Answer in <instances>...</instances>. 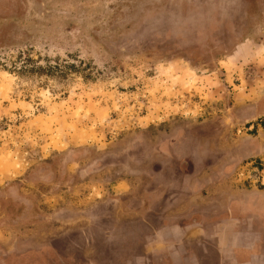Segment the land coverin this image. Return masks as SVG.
Listing matches in <instances>:
<instances>
[{"label": "rangeland", "instance_id": "obj_1", "mask_svg": "<svg viewBox=\"0 0 264 264\" xmlns=\"http://www.w3.org/2000/svg\"><path fill=\"white\" fill-rule=\"evenodd\" d=\"M193 162L264 178V0H0L5 254L83 235L94 258L109 209H149Z\"/></svg>", "mask_w": 264, "mask_h": 264}, {"label": "crops", "instance_id": "obj_2", "mask_svg": "<svg viewBox=\"0 0 264 264\" xmlns=\"http://www.w3.org/2000/svg\"><path fill=\"white\" fill-rule=\"evenodd\" d=\"M194 162L186 167L178 164L175 169L176 178L184 181L183 187L172 188L150 204L149 209L142 200L137 211L130 209L121 216L122 224L117 223L119 212L108 208L102 221L110 220L112 226L116 225L113 228L116 232H106L108 240L111 237L116 242L109 240L108 247H101L94 258L88 256L90 250L86 248L67 258V252L60 247H44L43 251L27 254L22 261L26 264H264V178L261 184L253 181L246 185L233 168L219 177L218 184L216 181L211 184L210 177H206L208 168ZM121 229L125 232H120ZM120 237L122 244L117 241Z\"/></svg>", "mask_w": 264, "mask_h": 264}, {"label": "flooded vegetation", "instance_id": "obj_3", "mask_svg": "<svg viewBox=\"0 0 264 264\" xmlns=\"http://www.w3.org/2000/svg\"><path fill=\"white\" fill-rule=\"evenodd\" d=\"M103 216H105V215H103ZM106 221H108V220H106ZM106 223L107 222H105V221H103V223H100L98 225L99 227H97V228L94 229V233H95V236L96 237H99L100 238V242L103 244L102 246H104V247L107 248L108 245H106V243L109 244V240H110V243H113V242H116V241H115V238H111V237H109V240H108L107 233L106 232L107 231H110V230H108V229L105 230L104 227L106 225H109L110 224V220L108 221L109 224H106ZM119 231L120 232H125L122 229L119 230ZM113 232H116V231L113 230ZM113 232H111V233H113ZM82 237H83V235H79V237L77 236L76 237L77 238L76 244L73 245V246L72 245H69V247L71 246L74 249V250L72 249L73 250L72 252L80 251L83 248L84 244L85 245H87V243L89 244V241L88 242L87 241H84V238H82ZM63 241L64 242H60L59 243V247L61 249H63V250L69 248L66 245L68 242H65V240H63ZM117 241H119V244H122L123 243V238L120 237V238L117 239ZM124 241H126V240H124ZM90 245H92V243H90ZM48 248L51 249V246H48ZM40 251H43V250H40ZM37 252H39V251H37ZM9 255H11V256H9ZM9 255L8 254H5V250L4 249H0V264H1V262L8 263V264H26L25 261H21L20 257H18V256L17 257H14L12 254H9ZM10 257H12V258H10ZM105 257H106V255H105Z\"/></svg>", "mask_w": 264, "mask_h": 264}]
</instances>
